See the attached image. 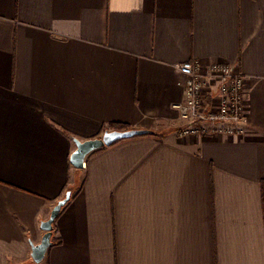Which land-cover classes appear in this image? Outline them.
<instances>
[{
  "label": "crops",
  "instance_id": "obj_1",
  "mask_svg": "<svg viewBox=\"0 0 264 264\" xmlns=\"http://www.w3.org/2000/svg\"><path fill=\"white\" fill-rule=\"evenodd\" d=\"M186 61L244 76L242 134L177 135ZM115 123L154 134L71 166ZM0 264H264V0H0Z\"/></svg>",
  "mask_w": 264,
  "mask_h": 264
},
{
  "label": "built area",
  "instance_id": "obj_2",
  "mask_svg": "<svg viewBox=\"0 0 264 264\" xmlns=\"http://www.w3.org/2000/svg\"><path fill=\"white\" fill-rule=\"evenodd\" d=\"M178 70L184 75V101L174 106L185 125L177 135L242 134L247 122L244 76L223 62L198 65L186 61L178 65ZM206 96L210 102H205Z\"/></svg>",
  "mask_w": 264,
  "mask_h": 264
},
{
  "label": "water",
  "instance_id": "obj_3",
  "mask_svg": "<svg viewBox=\"0 0 264 264\" xmlns=\"http://www.w3.org/2000/svg\"><path fill=\"white\" fill-rule=\"evenodd\" d=\"M152 133L150 130L146 129H128V130H106L99 137L89 138L85 140H80L77 138H72L75 148L71 152L69 157V163L76 169H81L84 167L86 157L102 148L111 146L113 143L119 140L130 139L136 136H142ZM71 192L67 191L65 196L57 201V203L52 207L49 217L41 222V228L44 230V234L39 243L31 244V258L35 262H40L51 246L52 233H53V222L58 217L61 208L69 201Z\"/></svg>",
  "mask_w": 264,
  "mask_h": 264
},
{
  "label": "trees",
  "instance_id": "obj_4",
  "mask_svg": "<svg viewBox=\"0 0 264 264\" xmlns=\"http://www.w3.org/2000/svg\"><path fill=\"white\" fill-rule=\"evenodd\" d=\"M108 129H110V130H128V129H130V127L128 126V125H125V124H119V123H115V124H110L109 125V127L108 128H106L104 131H106V130H108ZM154 133L152 132V133H150V134H147V135H153ZM142 136H144V135H142ZM136 137H140V136H136ZM120 141H122V140H119V141H117V142H115V143H113L112 145H114V144H116V143H118V142H120ZM111 145V146H112ZM80 182H76L75 184H71V185H69L67 188H66V190H65V192H64V194H63V196H62V198L65 196V193L67 192V191H70L71 192V196H70V198L72 197V195L74 194V192L76 191V190H78L79 189V187H80ZM68 203V202H67ZM66 203V204H67ZM65 204V205H66ZM64 205V206H65ZM63 206V207H64ZM63 207L61 208V210L63 209ZM61 212V211H60ZM55 222V221H54ZM54 222H53V224H54ZM53 229H54V227H53ZM53 244V243H52Z\"/></svg>",
  "mask_w": 264,
  "mask_h": 264
}]
</instances>
